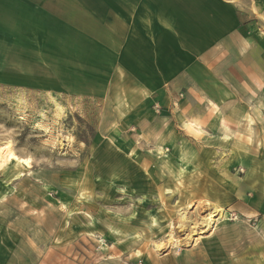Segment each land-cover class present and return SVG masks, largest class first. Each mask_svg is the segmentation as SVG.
Instances as JSON below:
<instances>
[{"label":"rangeland","instance_id":"374dc122","mask_svg":"<svg viewBox=\"0 0 264 264\" xmlns=\"http://www.w3.org/2000/svg\"><path fill=\"white\" fill-rule=\"evenodd\" d=\"M110 70L0 79L4 264H264V83L205 131Z\"/></svg>","mask_w":264,"mask_h":264},{"label":"crops","instance_id":"0c3cea01","mask_svg":"<svg viewBox=\"0 0 264 264\" xmlns=\"http://www.w3.org/2000/svg\"><path fill=\"white\" fill-rule=\"evenodd\" d=\"M263 20L264 0H0V79L109 68L125 91L181 93L180 116L218 131L262 95Z\"/></svg>","mask_w":264,"mask_h":264},{"label":"bare ground","instance_id":"6f19581e","mask_svg":"<svg viewBox=\"0 0 264 264\" xmlns=\"http://www.w3.org/2000/svg\"><path fill=\"white\" fill-rule=\"evenodd\" d=\"M10 161L20 162V163H23L24 166H28L27 160L17 157L15 153L9 147L0 148V168H2L3 166H6L5 164H7ZM217 210L220 211L219 209Z\"/></svg>","mask_w":264,"mask_h":264}]
</instances>
